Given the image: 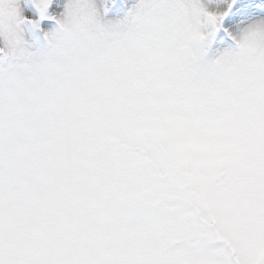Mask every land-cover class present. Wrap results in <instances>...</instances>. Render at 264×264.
Returning <instances> with one entry per match:
<instances>
[{
    "label": "snow or ice",
    "instance_id": "snow-or-ice-1",
    "mask_svg": "<svg viewBox=\"0 0 264 264\" xmlns=\"http://www.w3.org/2000/svg\"><path fill=\"white\" fill-rule=\"evenodd\" d=\"M0 0V264H264V0Z\"/></svg>",
    "mask_w": 264,
    "mask_h": 264
},
{
    "label": "rangeland",
    "instance_id": "rangeland-1",
    "mask_svg": "<svg viewBox=\"0 0 264 264\" xmlns=\"http://www.w3.org/2000/svg\"><path fill=\"white\" fill-rule=\"evenodd\" d=\"M137 0H108L107 11L101 8V18L103 21L117 22L122 21L129 16L131 8Z\"/></svg>",
    "mask_w": 264,
    "mask_h": 264
}]
</instances>
